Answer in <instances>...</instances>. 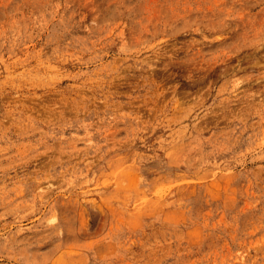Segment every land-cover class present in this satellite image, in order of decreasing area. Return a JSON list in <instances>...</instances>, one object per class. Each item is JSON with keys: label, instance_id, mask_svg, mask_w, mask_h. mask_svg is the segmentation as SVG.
Returning <instances> with one entry per match:
<instances>
[{"label": "rangeland", "instance_id": "374dc122", "mask_svg": "<svg viewBox=\"0 0 264 264\" xmlns=\"http://www.w3.org/2000/svg\"><path fill=\"white\" fill-rule=\"evenodd\" d=\"M0 264H264V0H0Z\"/></svg>", "mask_w": 264, "mask_h": 264}]
</instances>
